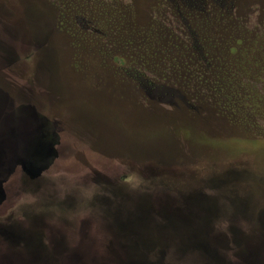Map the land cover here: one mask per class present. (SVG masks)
<instances>
[{"label": "rangeland", "instance_id": "1", "mask_svg": "<svg viewBox=\"0 0 264 264\" xmlns=\"http://www.w3.org/2000/svg\"><path fill=\"white\" fill-rule=\"evenodd\" d=\"M149 1L0 0V264H264V0Z\"/></svg>", "mask_w": 264, "mask_h": 264}, {"label": "flooded vegetation", "instance_id": "2", "mask_svg": "<svg viewBox=\"0 0 264 264\" xmlns=\"http://www.w3.org/2000/svg\"><path fill=\"white\" fill-rule=\"evenodd\" d=\"M12 156H13V157H12L13 159H12L11 161H14V160L16 161V157H15V155L12 154ZM15 161L13 162L14 164H15ZM17 161H18V160H17ZM218 185H219V184H218ZM250 231H251L252 233H255V232H256L255 229H250ZM234 250H236V249L234 248ZM236 257H238V254H236ZM220 260H221V259H220Z\"/></svg>", "mask_w": 264, "mask_h": 264}, {"label": "trees", "instance_id": "3", "mask_svg": "<svg viewBox=\"0 0 264 264\" xmlns=\"http://www.w3.org/2000/svg\"><path fill=\"white\" fill-rule=\"evenodd\" d=\"M153 4H154V1L153 0H150L148 2V6H147V10L146 11H148L152 7Z\"/></svg>", "mask_w": 264, "mask_h": 264}]
</instances>
